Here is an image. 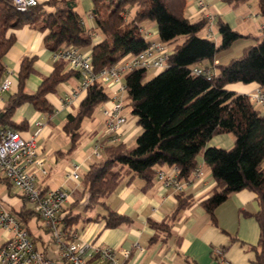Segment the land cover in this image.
Instances as JSON below:
<instances>
[{
	"label": "trees",
	"instance_id": "trees-1",
	"mask_svg": "<svg viewBox=\"0 0 264 264\" xmlns=\"http://www.w3.org/2000/svg\"><path fill=\"white\" fill-rule=\"evenodd\" d=\"M223 1L237 6L248 0ZM256 4L264 15V0H256ZM46 5L52 7V11L47 12ZM185 5L186 0H93L92 16L102 36L98 43H93V36L83 26L72 0H47L24 12L17 11L11 0H0V81L5 73L2 58L15 42L14 31L25 25L45 32L44 45L52 52L66 46L90 48L94 71L137 54L150 44L140 32L142 22L155 23L157 40L166 45L182 37L183 40L173 46L166 67L152 78L145 80L147 70L141 68L124 74L127 105L141 132L132 149L121 143L110 144L102 149V157L90 163L81 175L86 201L80 204L82 192L71 203V209L65 214L67 227L72 228L79 221L96 220L100 215L97 208L106 206L104 200L115 190L124 170L150 183L157 166L167 165L176 167L180 179H188L194 171L196 156L203 150L204 162L216 184L201 205L214 219V209L231 193L243 189L254 192L259 209L253 217L259 226V238L256 245L249 246L255 253L251 264H264V115L252 106L246 94L225 89L227 84L236 82L255 83L264 88V29L256 38V44L246 46L238 57L227 63L214 66L215 74L210 78L194 75L191 74L193 66L206 62L209 64L205 66L212 68L210 65L216 56L242 35L219 20L220 43L216 44L201 35L206 19L190 21L184 15ZM131 8L134 14L128 18ZM33 61L34 58L23 57L20 62L16 91L0 109L3 113L0 128L26 129L24 121L16 123L11 119L16 108L24 103L41 112H53L46 94L55 91L71 71L65 72L66 63L56 60L52 72L42 78L37 90L28 93L25 80L33 72ZM107 99L101 84L92 83L87 87L75 114H70L63 126L70 138L69 151L79 139L83 119L91 116L95 107ZM225 133L234 137L230 148L205 147L213 136ZM22 199L27 201L23 196ZM177 200L176 209L167 222H151L153 228L165 234L170 232L171 222L178 212L191 204L190 197L180 194ZM74 209L77 212H73ZM11 211L24 223L36 216L25 205L19 211ZM92 212L95 213L90 216ZM105 212L102 218L107 228L116 227L127 218L108 208ZM35 242L47 254L48 246L37 239Z\"/></svg>",
	"mask_w": 264,
	"mask_h": 264
},
{
	"label": "crops",
	"instance_id": "crops-1",
	"mask_svg": "<svg viewBox=\"0 0 264 264\" xmlns=\"http://www.w3.org/2000/svg\"><path fill=\"white\" fill-rule=\"evenodd\" d=\"M45 1L47 0H40V3ZM201 1L204 2V7L200 4ZM72 2L83 26L91 32L93 43H98L102 36L95 27L92 16L93 0H72ZM44 7L47 12L52 11V7L48 5ZM133 14L134 8H131L127 17L130 18ZM184 15L193 22L205 18L207 23L201 35L207 37L210 33L211 36L207 38L212 39L216 44H219L218 40L220 42L217 25L219 20L226 22L242 35L228 49L216 56L213 64L210 65L215 70L214 66L225 64L230 59L238 57L243 48L257 41L256 38L264 29V15L260 13L256 0H248L237 6H231L223 0H186ZM140 29L147 33L145 39L157 40L155 23L142 22ZM44 33L27 25L14 31L15 42L2 58L5 67L2 79L9 78L11 88L2 95L0 109L7 103L9 95L16 91L17 74L23 57L34 58L33 72L25 80L26 92H35L42 78L52 72L56 60L52 56L53 52L44 45ZM170 43L167 44V48L172 51L173 47H168ZM83 50L90 51V48ZM226 52L235 56H229L230 58L225 60ZM208 64L204 62L199 65ZM64 70L68 71L67 68ZM113 88L115 87L104 88L108 99L97 105L91 116L83 119L79 139L71 151H69L70 138L63 126L67 117L75 114L86 93V90L80 88L78 73L71 71V74L57 85L55 91L46 94L52 113L38 111L31 104L24 103L16 108L11 117L13 122L24 121L27 124L25 130H18L24 137H29L38 130L35 137L38 157L42 158L48 171L46 176H39V181L44 188L67 190L69 196L64 205L65 214L71 209V203L79 198L82 192L80 204L85 203L87 196L81 178L77 181L65 178V173L73 164L79 165L81 177L90 163L98 159L93 153L97 145H101L100 157L103 156L102 149L110 144L121 143L132 149L141 132L136 117L127 105L124 91L121 93L124 104L121 113L126 120L120 129L118 141L110 140L103 110L110 105ZM259 88L255 83L239 85L240 93L246 95ZM260 89L264 90V88ZM259 110L264 115V110ZM37 122L40 124L37 125ZM233 142L232 134H218L209 139L205 147L228 149ZM195 167L200 168L201 176L194 175L193 171L188 179H182L185 184L178 192L163 187L155 177L150 183H146L140 177L131 176L124 170L123 177L115 190L105 198L106 206L103 209L97 208L96 212L100 210L98 218L85 223L79 221L72 227L73 230L76 231L79 239L110 247L119 256L122 250H130V260L133 264H223L211 256L213 248H221L229 264H251L255 253L249 246L256 245L259 238V226L253 217L259 209L255 193L246 189L231 193L227 200L214 209L213 219L201 205L202 200L208 197L216 184L204 162L203 150L195 158ZM156 169V172L159 170L170 172L174 166L162 165L157 166ZM178 194L182 197H190L191 204L178 212L176 219L171 222L168 234L153 228L151 222H167L171 217L178 203ZM0 200L8 209L14 211H19L21 206L28 202L23 201L22 196L3 179L2 175H0ZM25 207L28 208L26 205ZM106 208L125 215L126 220L116 227H105L102 215L106 213ZM73 212H77V209ZM94 213H90V216ZM32 237L45 243L39 235ZM3 240L2 230L0 242L2 243ZM51 250L48 246L46 253L55 258V250L50 252Z\"/></svg>",
	"mask_w": 264,
	"mask_h": 264
},
{
	"label": "built area",
	"instance_id": "built-area-1",
	"mask_svg": "<svg viewBox=\"0 0 264 264\" xmlns=\"http://www.w3.org/2000/svg\"><path fill=\"white\" fill-rule=\"evenodd\" d=\"M11 1L15 9L21 12L40 3V0ZM200 4L204 7L203 1ZM140 32L146 37L147 33L141 29ZM210 36L208 33L207 37ZM170 52L165 43L159 40L150 41L143 51L123 58L100 71L93 70L91 51L66 46L54 51L52 56L54 60L64 61L68 70L79 74L82 90H86L92 83H99L104 88L115 87L110 105L103 110V114L107 134L111 141L116 142L126 120L121 113L124 106L121 96L125 91L124 74L136 68L161 71L166 67ZM191 74L210 78L215 74V70L207 66L195 65L191 68ZM10 88L9 78L0 81V102L2 95ZM247 96L254 108L264 110V90L256 89ZM37 133L38 130L33 135L24 137L18 130L0 128V175L31 204L30 208L53 239L56 257H48L37 246L27 223H24L20 216L8 209L0 200V229L3 230L4 238L0 244V264H57V261H61L62 264H133L130 260V250H122L119 256L110 247L79 239L76 231L67 227L64 210L69 196L67 190L44 188L39 181V176H46L48 171L42 158L38 157L35 141ZM93 153L95 158H99L101 145H97ZM201 174L200 168L195 167L194 175L201 176ZM65 178L79 180L81 178L79 165L73 164L65 173ZM155 179L163 187L176 192L181 191L185 184L178 177L176 167L170 172L157 171ZM211 256L223 264H229L221 248H213Z\"/></svg>",
	"mask_w": 264,
	"mask_h": 264
},
{
	"label": "rangeland",
	"instance_id": "rangeland-1",
	"mask_svg": "<svg viewBox=\"0 0 264 264\" xmlns=\"http://www.w3.org/2000/svg\"><path fill=\"white\" fill-rule=\"evenodd\" d=\"M182 40H183V38H180V39L170 43L168 45V47L172 48L174 45H176L177 43H179ZM257 42L258 41H253L251 44H256ZM218 43H220L219 40H218ZM229 56L234 57L235 55H233V54L231 55V54H228V52H226V54H224V59L227 60L228 58H230ZM159 72L160 71H155L153 69L147 70L145 80L152 78L153 76H155ZM239 85H244V83H241V82L230 83V84L226 85L225 89L228 91H233L235 93L240 94L241 91H239ZM25 205L28 208L31 207V204L29 202L25 203ZM26 225H27L32 236L39 235L40 239H42V241H44L47 244V246H49L52 249L50 252L55 250V244H54V242L51 241L52 239H51L50 234L45 231L44 227H42V225H41V221L36 216L31 217V219L27 222ZM0 232L2 233V230H0ZM1 233H0V239H1ZM0 244H1V242H0ZM40 245H41V243H40Z\"/></svg>",
	"mask_w": 264,
	"mask_h": 264
},
{
	"label": "water",
	"instance_id": "water-1",
	"mask_svg": "<svg viewBox=\"0 0 264 264\" xmlns=\"http://www.w3.org/2000/svg\"><path fill=\"white\" fill-rule=\"evenodd\" d=\"M3 115V113L2 112H0V117Z\"/></svg>",
	"mask_w": 264,
	"mask_h": 264
}]
</instances>
